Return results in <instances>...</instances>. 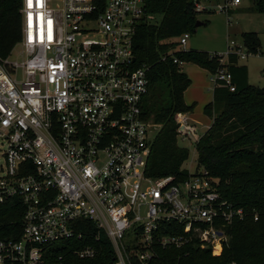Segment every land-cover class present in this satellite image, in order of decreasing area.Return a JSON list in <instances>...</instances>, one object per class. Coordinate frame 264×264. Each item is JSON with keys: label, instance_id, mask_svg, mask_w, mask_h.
I'll use <instances>...</instances> for the list:
<instances>
[{"label": "built area", "instance_id": "2783aa9c", "mask_svg": "<svg viewBox=\"0 0 264 264\" xmlns=\"http://www.w3.org/2000/svg\"><path fill=\"white\" fill-rule=\"evenodd\" d=\"M243 1L195 0V9L230 13ZM145 9L146 0H23L20 49L0 55V204L17 197L25 212L20 235L0 237V264H57L53 250L91 259L103 237L112 264H159L160 249L193 238L220 255L229 224L259 219L206 168L147 174L158 128L144 117L149 67L134 49ZM232 43L211 80L234 90L227 58L251 52ZM189 120L176 116L181 128Z\"/></svg>", "mask_w": 264, "mask_h": 264}, {"label": "trees", "instance_id": "16d2710c", "mask_svg": "<svg viewBox=\"0 0 264 264\" xmlns=\"http://www.w3.org/2000/svg\"><path fill=\"white\" fill-rule=\"evenodd\" d=\"M22 3L0 0V55L4 58L22 40ZM254 4L264 14V0ZM145 12L152 22L140 24L134 49L137 65L149 67L144 117L158 128L147 174L185 178L188 170L183 164L189 150L178 144L182 128L176 116L192 111L195 103L185 101L192 79L178 61L196 63L213 73L223 65V57L209 51L177 49V38L194 31L200 20L195 0H146ZM242 38L247 50L257 54L261 48L259 34L247 31ZM225 65L232 73L235 89L221 81L214 84L213 100L205 106L212 123L196 141L197 167L217 177L222 194L249 213L258 212L259 219L248 217L229 224L228 240L220 255H213L211 247H202L193 238L181 247L160 249L159 264H264V87L250 83L248 66L236 54H229ZM24 212L25 206L17 197L0 204V237L16 238L21 234ZM100 241L94 258L79 259L69 251L53 250L49 252L50 260L57 264H112L115 255L111 243L105 237Z\"/></svg>", "mask_w": 264, "mask_h": 264}, {"label": "rangeland", "instance_id": "374dc122", "mask_svg": "<svg viewBox=\"0 0 264 264\" xmlns=\"http://www.w3.org/2000/svg\"><path fill=\"white\" fill-rule=\"evenodd\" d=\"M208 0H202L206 3ZM55 3L59 0H54ZM198 19L206 22L196 27L189 33L188 41L180 47L184 50H203L225 54L230 47H236L234 41L245 50L242 33L255 31L261 40V53H250L246 58H240L241 63L249 66V81L251 84L264 87V14L255 9L253 0H244L243 3L231 10L230 13L219 11H202L198 14ZM146 20L152 19L147 16ZM157 21L156 19H153ZM19 46L12 52L11 59L16 58ZM189 77L192 79L191 85L185 91V101L188 104L195 103L192 111L188 112L189 126L182 129L188 132V136L183 139L179 136L178 144L189 150V158L183 164V168L194 172L198 162V152L196 141L210 127L212 120L205 112V106L213 100V86L211 80L212 73L205 68L192 62H185L182 65ZM5 146L0 143V165L5 164L3 150ZM61 243H55L52 247H58Z\"/></svg>", "mask_w": 264, "mask_h": 264}, {"label": "water", "instance_id": "95a60500", "mask_svg": "<svg viewBox=\"0 0 264 264\" xmlns=\"http://www.w3.org/2000/svg\"><path fill=\"white\" fill-rule=\"evenodd\" d=\"M204 24V22L202 21V20H198L197 22H196V26L198 27V26H200V25H203Z\"/></svg>", "mask_w": 264, "mask_h": 264}, {"label": "crops", "instance_id": "0c3cea01", "mask_svg": "<svg viewBox=\"0 0 264 264\" xmlns=\"http://www.w3.org/2000/svg\"><path fill=\"white\" fill-rule=\"evenodd\" d=\"M183 64H184V63H183ZM183 64H182V65H183ZM247 66H248V65H247ZM183 70H184V69H183ZM185 72H186V71H185ZM186 73H187V72H186ZM248 73H249V66H248ZM187 74H188V73H187ZM213 87H214V86H213ZM212 91H213V90H212Z\"/></svg>", "mask_w": 264, "mask_h": 264}, {"label": "bare ground", "instance_id": "6f19581e", "mask_svg": "<svg viewBox=\"0 0 264 264\" xmlns=\"http://www.w3.org/2000/svg\"><path fill=\"white\" fill-rule=\"evenodd\" d=\"M217 251H218V249H217Z\"/></svg>", "mask_w": 264, "mask_h": 264}]
</instances>
